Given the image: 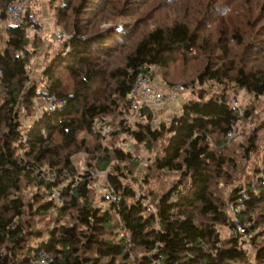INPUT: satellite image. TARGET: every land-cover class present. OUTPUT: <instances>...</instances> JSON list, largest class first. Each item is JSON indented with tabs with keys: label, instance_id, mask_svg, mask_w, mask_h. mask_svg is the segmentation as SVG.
Returning a JSON list of instances; mask_svg holds the SVG:
<instances>
[{
	"label": "trees",
	"instance_id": "16d2710c",
	"mask_svg": "<svg viewBox=\"0 0 264 264\" xmlns=\"http://www.w3.org/2000/svg\"><path fill=\"white\" fill-rule=\"evenodd\" d=\"M59 1L56 23L73 34L42 66L39 80L30 74L37 51L34 34L26 26H4L0 264H31L32 253L39 249L47 255L46 264H264V188L253 189L249 175L264 173V118L258 113L264 95V0L198 1L195 11L206 15L199 24L220 21L216 40L215 34L207 38L199 24L192 28L180 19L148 28L138 39L133 22L123 32L93 24L94 18L115 11L122 17L140 13L142 5L136 2L135 9L129 8L131 0ZM9 2L0 0L1 17ZM118 51L125 54L114 63ZM178 62H199L179 114L155 126L156 112L147 106L136 114L133 128L122 120L118 131L111 132L114 138L126 131L136 146L149 151L146 183L159 179L160 190L167 185L153 200L157 213H148L141 200L134 201V154L113 139L103 145L94 127L106 116L134 114L128 101L133 83L150 68L177 86L166 72ZM228 89L244 90L251 97L243 103V116L228 105ZM48 94L56 98L57 108L43 111L24 127L20 109L28 118L33 99ZM231 132L235 140L229 142ZM75 153L88 158L82 174L75 168ZM101 170H109L106 182L122 197L118 209L104 208L96 198L93 176ZM165 176L173 182H162ZM57 183L64 203L54 207L46 196ZM242 190L248 197L238 219L253 225L248 232L254 258L235 233L229 210ZM120 224L128 230L129 241L120 237ZM229 231L230 237L222 236Z\"/></svg>",
	"mask_w": 264,
	"mask_h": 264
},
{
	"label": "rangeland",
	"instance_id": "374dc122",
	"mask_svg": "<svg viewBox=\"0 0 264 264\" xmlns=\"http://www.w3.org/2000/svg\"><path fill=\"white\" fill-rule=\"evenodd\" d=\"M201 1L204 2L208 0H131L130 1V7L129 8H134L137 5H134L136 2H138L140 5H142V10L140 13H136L133 11V15L130 17H122L119 14H116L117 11H115L113 14H111L110 17H99L98 19H95V22L93 23L96 25L98 22L99 29L108 31L112 29H118L119 31H124L128 28L129 23H134L137 30H136V35L135 37L138 39L139 36H141L145 31L148 30V28L155 27L158 24H167L170 23L176 19H180L186 23H188L192 28L195 26H198L200 22H204V17L206 15H202L201 13H198L195 11L194 7L198 4L197 2ZM219 2H223L226 0H218ZM230 2H235L234 0H227ZM59 0H35L33 3L34 9H36V12L40 19L43 21V28L41 31L37 34H34V38L37 45V51L33 55L32 60H31V77L34 79H38L41 76V69L42 66L47 63L48 60L52 57V55L57 51V49L61 48L62 42L65 38H67L72 32L69 31V29L64 28L62 25L56 23V9L55 7L59 5ZM239 3V2H237ZM234 3L231 5V7L237 6ZM242 5V4H241ZM194 6V7H193ZM255 9L253 10V13L251 15L254 16ZM264 11V10H263ZM262 11V12H263ZM200 12L202 10L200 9ZM73 18V17H72ZM256 18V17H255ZM71 21L76 23V21L70 18ZM139 22H137V21ZM141 20H144L141 22ZM69 21L68 23H72ZM236 21V20H233ZM84 23L85 22H81ZM73 24V23H72ZM83 24V25H84ZM226 24V22H225ZM93 25V26H94ZM153 25V26H152ZM209 25V26H208ZM208 25H205L202 23L199 24L200 28L202 29V33L209 38L210 35L215 34V40L217 39V35L219 34V29L221 27L220 21L218 18H215V20L210 21ZM208 27V29H206ZM217 27V28H216ZM219 28V29H218ZM59 31L61 34H63V38L60 41H55L53 39V32ZM218 34L216 35V33ZM73 34V33H72ZM2 35V34H1ZM5 36V34L3 35ZM135 39V41L137 40ZM133 41L132 43L127 46L125 51H129L130 47L132 44H134ZM0 44H4L3 41H0ZM68 48L64 50L66 52ZM215 52L219 53L218 50H215ZM124 51H118L116 52V59H114V63L116 62H121V60L124 57ZM199 63V62H197ZM197 63H190L188 65H183L181 62H178V64L175 67H171L170 70H168L166 73L168 74V79L171 84L177 85L174 87H178V85H186L188 87H191L193 84L191 83L194 81V78L196 77V72L198 71V66ZM106 68L111 69L112 66H106ZM108 69V70H109ZM155 81L161 85H164V90L167 93V91L171 87L169 83L162 77V75H159L156 73L155 75ZM41 82V80L39 81ZM192 90L188 89V92L179 95L176 98V101H166L163 105L162 108L158 112H156L157 118L154 121V125L157 126L160 122L163 120L165 121H170L174 116H177L180 112V108L184 102L188 100V97L190 96ZM236 93L241 97L243 103L244 102H249L251 100V97L244 91L240 90H235V89H228L226 90L225 94L227 93ZM32 106L34 107L33 113L31 116L28 118H25V110L23 108L20 109L19 113L22 115L23 119V124H29L30 120L35 117V113L38 112L39 110L41 111L43 109V105L39 100L33 99ZM258 113L259 116L264 118V103L261 101V104L258 107ZM105 120H107V123L109 125V131L104 132L102 134L103 139L102 143L103 145L107 146L110 144V141L112 140V143L118 145L122 149H124L126 152L134 154L135 160L137 159V169H135L133 178L131 177V185L135 189L136 197L141 196H147L145 197L146 199V205L151 206L153 209L156 210V205L153 204V200H155V196L158 194V191L163 192L166 191L167 185H165L161 190L159 187L158 180H153L150 181L149 183H146L144 180L145 174L147 172V169L149 167L150 163V153L146 148L139 147L135 145L134 138L133 136L130 135V133L126 131H122L119 134H116V136L113 138L111 136V132H116L117 130V124L120 123L122 120L126 121V125L129 126L130 128H133L132 124L135 122L137 119L136 114H125V115H120L119 117L115 116H106L104 117ZM128 127V128H129ZM246 129H248V125H245ZM99 133V132H98ZM237 133V132H236ZM101 134V133H100ZM235 140V135L233 137H229L228 141ZM111 143V144H112ZM73 161L75 163V168L78 171V173H84L85 170L88 168L87 166V156L86 154H74L72 156ZM41 171L45 175H49L52 171H50L49 168L42 166ZM109 170L105 171H96L94 173V184H95V194L96 198H98V202L101 206L104 208H110L109 205L104 202L103 198V190L104 188L108 185L106 182V177L108 174ZM259 174V173H258ZM253 172H249V175L251 177V182L253 179H255L256 175ZM70 178L68 177L67 180H63V182H67ZM173 182V177L165 176L162 178V182ZM159 192V194H160ZM135 197V198H136ZM47 198V196H46ZM134 198V199H135ZM48 199V198H47ZM231 205V204H230ZM230 208V207H229ZM230 215L232 219L234 220V217L232 216L231 212ZM248 220L245 222L247 223ZM249 227L251 228L253 225L250 224L249 222ZM231 232H223L222 236L223 237H230ZM246 248L249 249V256L254 258V245L246 243ZM31 264H37L36 261L34 260Z\"/></svg>",
	"mask_w": 264,
	"mask_h": 264
},
{
	"label": "built area",
	"instance_id": "2783aa9c",
	"mask_svg": "<svg viewBox=\"0 0 264 264\" xmlns=\"http://www.w3.org/2000/svg\"><path fill=\"white\" fill-rule=\"evenodd\" d=\"M35 0H10V2L6 5L4 11V17H1L0 14V41H3L4 29L5 25H22L26 26L28 34H37L43 28V21L38 16L36 9L33 7V3ZM2 34V35H1ZM63 38V34L59 31L53 32V39L55 41H60ZM1 45V44H0ZM1 74V70H0ZM1 76V75H0ZM155 69L150 68L146 71L145 74L140 75L137 77L133 83L132 90L129 95V103L131 110L134 114L139 113L143 108L149 106L155 112H158L160 108L163 107L166 101H176V98L188 92V89H192V87H188L186 85H178V87H173L167 91L164 90V85H161L155 81ZM215 85L217 84L214 80H210L209 84ZM261 101L264 103V95H261ZM225 98L228 102V105L239 115L243 116L244 114V105L241 97H239L236 93H227L225 94ZM35 100H39L42 105L43 109L35 113V117H33L29 122V124H24V127H30L32 124L33 119L39 118L43 111H52L57 108L56 98L53 95H40L35 97ZM94 129L103 134L104 132L109 131V125L107 120L99 119L95 123ZM235 135L234 132L229 134V137H233ZM25 133L22 132L20 135V141H25ZM47 176V175H46ZM49 179H54V173H50L47 176ZM256 178L253 179L251 182V186L255 190H260L264 188V173L261 172L255 176ZM61 183H57L54 187H52L51 191L47 195V198L54 202V207L61 206L64 201L61 197ZM241 197L230 205V212L234 217V224L236 226L235 233L242 237V240L248 244L252 245V241L250 239V235L248 232L249 223L241 224L238 219V215L244 210V202L246 201L248 195L245 190H242ZM103 198L104 202H106L109 207H116L118 209L122 197L119 193H117L114 186L108 184L103 190ZM136 197V196H135ZM141 200L142 204L145 206L146 211L148 213H157L155 209L151 206H147L146 200L144 198L136 197L134 201ZM133 201V202H134ZM119 233L120 237L126 239L127 241L130 240V234L127 229L124 228L122 224L119 226ZM32 256H35V261L37 264H46L47 263V255L44 250L39 249L37 253H32ZM34 261V260H33Z\"/></svg>",
	"mask_w": 264,
	"mask_h": 264
},
{
	"label": "crops",
	"instance_id": "0c3cea01",
	"mask_svg": "<svg viewBox=\"0 0 264 264\" xmlns=\"http://www.w3.org/2000/svg\"><path fill=\"white\" fill-rule=\"evenodd\" d=\"M4 39H5V36H3V41H4Z\"/></svg>",
	"mask_w": 264,
	"mask_h": 264
}]
</instances>
